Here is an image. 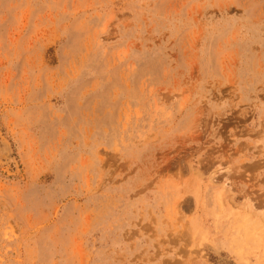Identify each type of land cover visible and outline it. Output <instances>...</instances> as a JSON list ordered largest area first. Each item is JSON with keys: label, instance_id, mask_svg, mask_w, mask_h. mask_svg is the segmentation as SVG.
Returning a JSON list of instances; mask_svg holds the SVG:
<instances>
[{"label": "rangeland", "instance_id": "obj_1", "mask_svg": "<svg viewBox=\"0 0 264 264\" xmlns=\"http://www.w3.org/2000/svg\"><path fill=\"white\" fill-rule=\"evenodd\" d=\"M0 264H264V0H0Z\"/></svg>", "mask_w": 264, "mask_h": 264}, {"label": "bare ground", "instance_id": "obj_2", "mask_svg": "<svg viewBox=\"0 0 264 264\" xmlns=\"http://www.w3.org/2000/svg\"><path fill=\"white\" fill-rule=\"evenodd\" d=\"M243 218H245V217H243ZM247 218L249 219V221H247V220H248ZM242 220H243V219H242ZM245 220L247 221V222H246L247 224H243L242 226L246 225V228H248L249 222H250V225H251V221H250V220H253V219H251L250 217L246 216V219H245ZM254 221H255L256 223H258L257 220L254 219V220L252 221V224H253ZM244 223H245V222H244ZM241 224H242V222H241ZM259 224H260V222H259L258 224H255V226H253V227L256 228ZM253 225H254V224H253ZM251 226H252V225H251ZM249 227H250V226H249ZM258 227H259V226H258ZM258 227H257V228H258ZM244 228H245V226H244ZM246 228H245V229H246ZM254 228H253V231H254V230L259 231V228L261 229L262 226L259 227L258 229H254ZM247 232H249V231H246L245 233H247ZM250 233H251V232H249V234H250ZM253 233H254V234H252V235H253V236H252V239H253L254 235L257 234V232L254 231ZM245 235H246V234H245ZM258 235H259V234H258ZM246 236H247V235H246ZM250 236H251V235H250ZM256 236H257V235H256ZM259 236H260V235H259ZM259 236H258V239H257V240H260ZM247 239H248V238H247ZM250 239H251V237H250ZM250 239H249V242L251 241V243H253V241L250 240ZM254 239H255V237H254ZM254 239H253V240H254ZM260 241H261V240H260ZM260 241H259V242H260ZM260 243H262V242H260ZM259 245H260V244H259Z\"/></svg>", "mask_w": 264, "mask_h": 264}]
</instances>
